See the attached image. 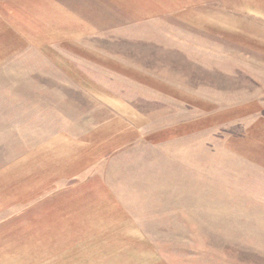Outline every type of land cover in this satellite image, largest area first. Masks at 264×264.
Segmentation results:
<instances>
[{"label":"rangeland","instance_id":"rangeland-1","mask_svg":"<svg viewBox=\"0 0 264 264\" xmlns=\"http://www.w3.org/2000/svg\"><path fill=\"white\" fill-rule=\"evenodd\" d=\"M237 3L227 0L223 27L170 18L137 28L149 38L117 29L82 39L96 54L66 57L92 62L86 68L96 80L84 87L51 65L64 56L37 46L2 62L0 264H129L27 258L24 226L34 206L26 195L36 184L27 180L26 155L59 131L81 138L109 115L159 132L184 126L190 112L191 135L139 145L121 157L119 173L138 186L141 206L161 217L162 229L149 233L163 258L264 264V0Z\"/></svg>","mask_w":264,"mask_h":264},{"label":"crops","instance_id":"crops-1","mask_svg":"<svg viewBox=\"0 0 264 264\" xmlns=\"http://www.w3.org/2000/svg\"><path fill=\"white\" fill-rule=\"evenodd\" d=\"M237 2L240 6L241 0ZM210 5L217 11L204 9ZM226 7L227 0H0V67L4 60L37 46L42 54L64 56L65 62L51 65L84 87L88 85L84 80L95 79L86 68L92 62L78 64L66 57L96 54L80 45L82 39L117 29L149 38L152 33L141 34L137 28L170 18L201 28H209V23L225 26ZM192 113L184 126L159 132L135 124L128 115L113 114L94 124L93 130L91 126L84 129L81 138L77 132L59 131L27 154V180L36 184L34 193L27 191L26 195L27 203L32 200L34 206L27 211L24 226L27 258H129V264H195L163 258L149 233L162 229L161 217L141 206L138 186L119 173L121 157L139 145L173 143L192 133Z\"/></svg>","mask_w":264,"mask_h":264}]
</instances>
